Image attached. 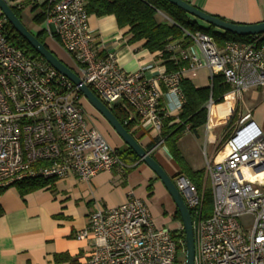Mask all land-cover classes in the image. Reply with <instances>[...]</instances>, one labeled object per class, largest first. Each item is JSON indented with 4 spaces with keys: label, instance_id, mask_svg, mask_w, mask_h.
<instances>
[{
    "label": "built area",
    "instance_id": "built-area-1",
    "mask_svg": "<svg viewBox=\"0 0 264 264\" xmlns=\"http://www.w3.org/2000/svg\"><path fill=\"white\" fill-rule=\"evenodd\" d=\"M20 1L11 3L21 9ZM31 1L32 7L41 2L45 30L70 56L81 82L107 107L120 104L138 115L155 142L149 152L163 144V118L176 117L184 105L182 80L198 70L205 68L210 81L220 75L237 97L264 88L261 36L220 47L208 34L183 31L186 44L181 39L165 47L168 61L183 66L149 78V67L127 73L114 53L100 55L88 25V0ZM6 23L0 15V189L35 178L86 181L113 168L122 171L117 151L86 118L78 88L41 57L11 44ZM226 130L206 159L209 217H201L203 190L180 174L172 180L192 214L193 264H264V126L248 109L237 111ZM180 232L182 227L157 228L146 203L129 193L119 206L88 215L77 240L88 242L90 252L74 264H184Z\"/></svg>",
    "mask_w": 264,
    "mask_h": 264
},
{
    "label": "crops",
    "instance_id": "crops-1",
    "mask_svg": "<svg viewBox=\"0 0 264 264\" xmlns=\"http://www.w3.org/2000/svg\"><path fill=\"white\" fill-rule=\"evenodd\" d=\"M184 1L227 22L256 24L264 21V0ZM41 7V2L28 7L29 16L21 8L22 23L31 33L43 37L46 47L64 64L75 70L70 56L56 39L47 34L44 22L40 25L33 22V16L40 12ZM159 14L162 13L156 15L158 23L169 22L163 14L168 21L159 18ZM88 25L94 33L95 47L100 49V55L107 51L114 53L119 65L127 73L149 67L146 75L153 78L157 72L166 70L157 51L148 52L144 48V40L131 42L129 27H118L113 15L97 17L89 14ZM189 81L196 89L211 87L212 83L205 68L198 70L196 76ZM230 94L232 93L229 88L223 96V101ZM244 97L250 101L248 106L244 105ZM237 98L242 104V107H238L241 111L249 109L255 113L259 106L264 110V88L243 91ZM80 103L90 125L114 150L119 151L127 147L83 98ZM207 105L208 103L206 110ZM135 115L130 111L128 119ZM171 118L173 120L169 126L178 123L177 116ZM255 120L264 126L262 117L259 120L255 117ZM136 122L139 130L134 138L149 152L150 138L141 129L139 117ZM220 130L223 131L224 126L218 120L211 123L207 110L205 124L192 132L184 131L177 141L178 150L188 167L192 171L203 172V186H209L205 174L206 159L214 155L222 141ZM149 154L172 180L180 173L179 166L173 161L165 145L162 144ZM149 185L152 188L151 196L148 192ZM129 193L146 203L157 228L176 230L182 227L177 220L176 227L169 228L170 221L175 219L176 207L161 182L140 161L127 172L113 168L99 172L86 181L74 176L50 180L45 187L23 196L15 186L4 189L0 193V264H74L82 261L90 252V246L86 241L77 240V234L85 228L88 215L98 208L119 206L125 202Z\"/></svg>",
    "mask_w": 264,
    "mask_h": 264
},
{
    "label": "trees",
    "instance_id": "trees-1",
    "mask_svg": "<svg viewBox=\"0 0 264 264\" xmlns=\"http://www.w3.org/2000/svg\"><path fill=\"white\" fill-rule=\"evenodd\" d=\"M14 14L22 21V10L9 3ZM88 14L97 17L113 15L118 27H129L131 33V42L144 40V48L153 53L155 51H162V58L166 71H176L183 64L174 66L172 62L168 61L169 54L166 53L165 47L171 42H179L182 39V44L187 43V38L184 37L183 31L191 34L195 32H203L210 35L217 46H222L227 41L232 42H249L253 37H237L229 33L217 30L207 24L187 15L182 10L171 5L166 0H88L86 5ZM162 13L169 22L158 23L156 15ZM33 22L40 25L44 21V15L39 12L33 16ZM7 39L11 44L23 50V52L30 57L39 58L38 54L31 49V47L6 23ZM36 38L44 43L41 36ZM261 41H264V35L261 36ZM185 102L181 111L177 115L178 123L168 125L173 118L166 117L162 120L161 138L163 145H165L173 159V161L180 168V175L187 177L190 182L199 190H203V201L201 209V217L207 218L212 210V197L208 185L203 186V172L192 171L183 157L181 156L177 141L184 131H195L198 127L206 122L207 110L205 108L208 101L214 104L221 103L223 96L228 92V85L225 84L220 75L214 76L211 87L196 89L188 79L182 80L180 84ZM78 99H82V95L78 92ZM114 117L120 122L124 129L134 137L139 130L137 125L138 115L129 118L128 112L122 108L120 104H114L108 107ZM154 141L150 143L149 149L154 145ZM117 154L123 164L122 172H127L132 169L139 159L134 152L128 147L117 151ZM50 180H42L39 178L25 180L15 185L20 195H25L32 191L41 189L47 185ZM6 189V188H4ZM0 189V193L4 190ZM148 192L151 196L152 188L148 186ZM174 218L180 221L178 212L176 211ZM192 218V214H191ZM184 243L183 232L179 233Z\"/></svg>",
    "mask_w": 264,
    "mask_h": 264
},
{
    "label": "water",
    "instance_id": "water-1",
    "mask_svg": "<svg viewBox=\"0 0 264 264\" xmlns=\"http://www.w3.org/2000/svg\"><path fill=\"white\" fill-rule=\"evenodd\" d=\"M13 0H0V15H2L12 29L33 49L39 57L46 61L60 75L68 79L75 87L83 99L110 125L122 142L131 149L140 162L144 163L155 177L161 182L164 189L172 199L176 211L180 217V223L184 234V264L194 263V238L190 212L184 200L176 189L170 176L163 168L150 156L149 152L131 136L120 122L114 117L110 109L99 100V98L78 78L72 68L59 60L44 43H41L36 35L31 33L22 21L14 14L9 2ZM171 5L185 12L187 15L211 26L217 30L232 34L237 37H253L264 35V21L256 24H236L224 21L218 17L211 16L200 9L194 7L184 0H166Z\"/></svg>",
    "mask_w": 264,
    "mask_h": 264
},
{
    "label": "rangeland",
    "instance_id": "rangeland-1",
    "mask_svg": "<svg viewBox=\"0 0 264 264\" xmlns=\"http://www.w3.org/2000/svg\"><path fill=\"white\" fill-rule=\"evenodd\" d=\"M11 3V2H9ZM12 3H15V0L12 2ZM31 3L32 1L31 0H21L20 1V6L22 7V10H24V12L26 11V14L27 16H29V10L28 7L31 6ZM25 17V19L27 20L28 17ZM163 18L164 21H168L166 20V17H164L162 14H159V18ZM45 25V24H44ZM244 105L248 106L250 103V101L248 100V98L244 97ZM256 105V104H254ZM239 106L242 107V104L241 102L239 101L238 102V98L233 95V94H230L226 97V99L224 101H222L221 103H218V104H214L211 106L210 110H209V117H210V121L211 123H214L215 121H219V123H221L223 126H224V130L221 131V139H223V136L225 135L226 133V127L229 126L228 124H231L234 120V117H235V113L237 111H239ZM244 108V107H243ZM255 117L257 118V120L260 119V117L263 118L264 120V110L262 108L257 107L256 110H255V113H254ZM202 146L204 147L203 143H202ZM203 150H205L203 148ZM177 220L174 219V220H171L170 223H169V228H174L176 227V223ZM184 250V247H182L180 250H179V254H178V257L179 259H183L184 260V257H185V253L183 252Z\"/></svg>",
    "mask_w": 264,
    "mask_h": 264
}]
</instances>
